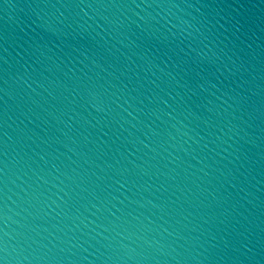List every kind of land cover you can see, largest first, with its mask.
Instances as JSON below:
<instances>
[{
  "label": "water",
  "instance_id": "water-1",
  "mask_svg": "<svg viewBox=\"0 0 264 264\" xmlns=\"http://www.w3.org/2000/svg\"><path fill=\"white\" fill-rule=\"evenodd\" d=\"M0 264H264V0H0Z\"/></svg>",
  "mask_w": 264,
  "mask_h": 264
}]
</instances>
